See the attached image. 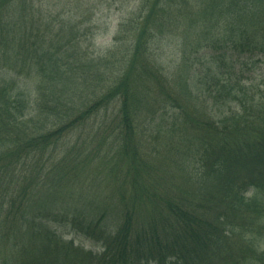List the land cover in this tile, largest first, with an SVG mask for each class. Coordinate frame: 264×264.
I'll return each mask as SVG.
<instances>
[{
    "label": "trees",
    "instance_id": "1",
    "mask_svg": "<svg viewBox=\"0 0 264 264\" xmlns=\"http://www.w3.org/2000/svg\"><path fill=\"white\" fill-rule=\"evenodd\" d=\"M85 1L0 0V264H264V0Z\"/></svg>",
    "mask_w": 264,
    "mask_h": 264
},
{
    "label": "rangeland",
    "instance_id": "2",
    "mask_svg": "<svg viewBox=\"0 0 264 264\" xmlns=\"http://www.w3.org/2000/svg\"><path fill=\"white\" fill-rule=\"evenodd\" d=\"M68 5L69 9H71V0H64ZM138 0H86L85 5L83 6V11H79L81 16L75 15L76 20H81V30L83 27L87 25L90 27L89 32H82L80 35V39L84 42L89 44V53L94 54L93 56H97L99 54H103L112 44V39L117 31V26L119 21L127 16L134 8L136 7ZM88 3V4H87ZM88 7H87V6ZM71 16L75 14V10H69L63 13V15ZM162 52V63L163 65H170L173 64L175 61L179 59V46L177 42L169 38L167 41H162L161 44ZM99 53V54H98ZM202 55H197V60ZM259 61L255 63L253 66L252 71H248L246 74V79L248 85H251L255 91H262L264 92V57H259ZM111 111H107V116H111ZM108 122L109 120L106 119ZM78 133L74 135L71 139L75 140L73 143L70 144L72 147L73 145L81 146L83 145L81 141L77 139ZM69 149V148H65ZM93 151V150H92ZM95 163H97L95 161ZM92 189L89 185L80 186L79 183L75 187V192L79 196L82 195V191L87 193L88 189ZM93 191V190H92ZM261 225L264 227V221L261 222ZM66 237V236H65ZM67 239L72 238L74 239L75 244L84 247L85 249H96L97 247L95 244L89 240H84L81 237H74L68 236ZM258 238V247L259 251H264V232Z\"/></svg>",
    "mask_w": 264,
    "mask_h": 264
}]
</instances>
